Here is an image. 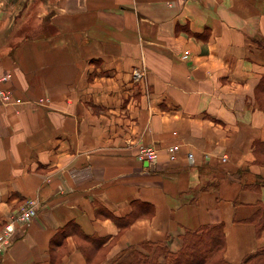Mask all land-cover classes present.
Instances as JSON below:
<instances>
[{
    "label": "crops",
    "instance_id": "obj_1",
    "mask_svg": "<svg viewBox=\"0 0 264 264\" xmlns=\"http://www.w3.org/2000/svg\"><path fill=\"white\" fill-rule=\"evenodd\" d=\"M7 73L0 230L40 206L0 264H129L216 224L227 264L264 245V0H0Z\"/></svg>",
    "mask_w": 264,
    "mask_h": 264
},
{
    "label": "trees",
    "instance_id": "obj_2",
    "mask_svg": "<svg viewBox=\"0 0 264 264\" xmlns=\"http://www.w3.org/2000/svg\"><path fill=\"white\" fill-rule=\"evenodd\" d=\"M258 87L257 96L264 92V78ZM244 220L252 222L256 226L257 233H260L264 229V205H259V208ZM97 240L92 239L95 241L94 246ZM153 245L146 244L144 247L150 250ZM224 248L222 224L204 225L197 230L186 231L182 247L177 252H169L163 246H156L151 252L147 249V252L134 249L133 259L129 264H206L212 259H215L216 264H222L226 263L223 256ZM160 257L163 258L160 260ZM237 264H264V247L245 255Z\"/></svg>",
    "mask_w": 264,
    "mask_h": 264
},
{
    "label": "built area",
    "instance_id": "obj_3",
    "mask_svg": "<svg viewBox=\"0 0 264 264\" xmlns=\"http://www.w3.org/2000/svg\"><path fill=\"white\" fill-rule=\"evenodd\" d=\"M189 54L188 50H185L183 53V58ZM134 78H139L142 76L140 69H134L132 72ZM10 75L4 74L0 75V105H17L22 102L19 97H15L11 90L1 86L2 82L7 81ZM168 157L169 159L175 160L178 153V145H171L168 147ZM189 157L192 156L191 153L188 154ZM157 157L156 149L153 146H146L140 150L139 159L145 161L148 164H153L155 158ZM40 202L38 198H27L25 199L21 206L19 207L18 212L15 217L10 221H7L0 230V253H5L14 241V231H15V222L27 223L29 222L39 210Z\"/></svg>",
    "mask_w": 264,
    "mask_h": 264
},
{
    "label": "rangeland",
    "instance_id": "obj_4",
    "mask_svg": "<svg viewBox=\"0 0 264 264\" xmlns=\"http://www.w3.org/2000/svg\"><path fill=\"white\" fill-rule=\"evenodd\" d=\"M178 148H179V146H178ZM178 152H179V150H178ZM223 159H225V158L223 157ZM260 247H264V245L260 246ZM260 247H258V248H260ZM206 264H216V261H215V259H212L209 261V263H206Z\"/></svg>",
    "mask_w": 264,
    "mask_h": 264
}]
</instances>
